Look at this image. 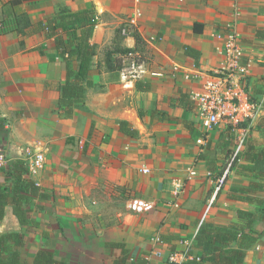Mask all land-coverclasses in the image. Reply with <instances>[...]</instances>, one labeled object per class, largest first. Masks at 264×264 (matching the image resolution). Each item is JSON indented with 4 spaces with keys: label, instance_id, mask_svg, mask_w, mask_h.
<instances>
[{
    "label": "crops",
    "instance_id": "1",
    "mask_svg": "<svg viewBox=\"0 0 264 264\" xmlns=\"http://www.w3.org/2000/svg\"><path fill=\"white\" fill-rule=\"evenodd\" d=\"M15 1L0 0V150L9 159L0 193H12L9 166L30 151L43 153L46 164L26 177L48 196L28 205V226L15 216L12 197L3 204L0 234L24 237L23 263L35 264L37 253L48 251L64 264H114L123 256L111 246L116 243L128 251L126 264H168L171 252L187 246L202 256L194 242L204 222L247 224L239 212L260 219L264 192L250 191L259 180L250 156H264V37L258 35L264 0ZM85 9L98 17L91 39L96 54L84 102L63 113L67 66L55 39L36 27ZM22 12L32 24L24 35L18 33ZM229 31L239 35L243 77L260 108L239 162L217 191L232 163L235 134L220 125L205 135L190 92L221 68L225 40L218 36ZM80 66L74 57L73 70ZM121 122L138 136L123 133ZM190 169L197 173L191 180ZM133 198L154 202L155 211L134 214ZM256 224L259 236L264 221ZM244 264H264V237Z\"/></svg>",
    "mask_w": 264,
    "mask_h": 264
},
{
    "label": "trees",
    "instance_id": "2",
    "mask_svg": "<svg viewBox=\"0 0 264 264\" xmlns=\"http://www.w3.org/2000/svg\"><path fill=\"white\" fill-rule=\"evenodd\" d=\"M15 4L22 3L16 0ZM19 34L24 35L25 28L32 26L26 12L19 17ZM98 24V17L95 9H85L78 12L63 11L57 18L49 19L47 22L39 23L36 29L45 33L48 37L54 38L57 50L67 66V81L62 86V98L60 100L61 112L70 113L75 106L84 102V82L86 81L92 67L93 57L96 54V47L91 44L95 27ZM259 37H264L262 32ZM67 37V38H66ZM137 42L138 39H137ZM124 53H133L135 50H123ZM187 53L191 50L187 48ZM77 57L81 63L80 70L72 68V59ZM123 133L137 137L138 132L129 128L125 123H120ZM247 140V139H246ZM255 163L256 170H259L258 179L250 188L253 192H264V169L259 167L264 163V156H250ZM240 160L238 156L234 162L235 166ZM28 170L23 160H13L8 169V180L13 186L12 193H0V220L4 217L5 206L10 198L13 200V212L18 218L21 226L30 224L28 207L36 197L47 198L48 196L40 191L37 184L26 177ZM249 201L261 204L262 200L250 198ZM260 219L255 214L239 212L241 220L247 224L237 226H218L204 222L196 236L194 246L202 250L201 261L193 264H244L246 252L252 248L260 238L264 237V230L256 235V221H264V209L259 211ZM25 245V239L18 233L0 234V264H27L22 262L20 253L21 247ZM112 247L121 248L123 256L115 260L114 264H126L128 251L121 244H111ZM238 246V247H237ZM35 264H64L54 259V254L48 251H39L35 257Z\"/></svg>",
    "mask_w": 264,
    "mask_h": 264
},
{
    "label": "built area",
    "instance_id": "3",
    "mask_svg": "<svg viewBox=\"0 0 264 264\" xmlns=\"http://www.w3.org/2000/svg\"><path fill=\"white\" fill-rule=\"evenodd\" d=\"M218 38L225 40L221 51L222 66L217 71L208 74L198 89L190 92V100L196 106L205 135L215 127L223 125L232 128L238 137L237 146L232 154V163L218 182L217 191H220L234 160L244 150L250 123L259 112L260 105L251 96L245 81L246 78L243 77L242 61L245 53L239 35L229 31L224 35L220 34ZM205 141V138H201L197 143L203 146ZM23 161L26 164L28 174L33 177L41 174L46 164L45 156L40 152L28 151ZM8 165L9 159L0 150V171ZM144 172L147 173L148 171ZM196 175V171L190 169L188 179L191 180ZM181 188L182 185H177L176 196L180 193ZM155 209L156 204L146 199L133 198L130 201V210L137 215L149 214ZM157 242H160V239H157ZM160 255L161 253H159ZM200 261L201 257L192 253L191 246H187L183 251L171 252L167 257L168 264H193Z\"/></svg>",
    "mask_w": 264,
    "mask_h": 264
},
{
    "label": "rangeland",
    "instance_id": "4",
    "mask_svg": "<svg viewBox=\"0 0 264 264\" xmlns=\"http://www.w3.org/2000/svg\"><path fill=\"white\" fill-rule=\"evenodd\" d=\"M23 1H25V0H20V2H23ZM230 130H231V132H233V135L235 134V136H233V141H235L234 142V147H233V150L235 149V147H236V141H237V139H238V137H236L237 135H236V133L232 130V128H229ZM250 132V131H249ZM248 136V135H247ZM248 138V137H247ZM246 138V139H247ZM8 158V157H7Z\"/></svg>",
    "mask_w": 264,
    "mask_h": 264
}]
</instances>
